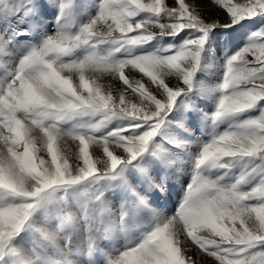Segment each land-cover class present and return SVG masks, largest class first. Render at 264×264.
I'll use <instances>...</instances> for the list:
<instances>
[{"label": "snow or ice", "instance_id": "1", "mask_svg": "<svg viewBox=\"0 0 264 264\" xmlns=\"http://www.w3.org/2000/svg\"><path fill=\"white\" fill-rule=\"evenodd\" d=\"M81 7L0 0V264H264V0Z\"/></svg>", "mask_w": 264, "mask_h": 264}, {"label": "rangeland", "instance_id": "2", "mask_svg": "<svg viewBox=\"0 0 264 264\" xmlns=\"http://www.w3.org/2000/svg\"><path fill=\"white\" fill-rule=\"evenodd\" d=\"M94 2V0H78V3H80L81 7V11L86 13L89 10V6ZM216 72L217 69L215 68V66H210L209 69L200 76L201 80H204L205 82H211V83H215L216 82ZM102 82L107 85V84H118L119 82L117 81H112L110 78L105 77L103 78ZM70 146L73 147V149H75V145L73 144V142L69 141ZM176 189L173 190V198H175L176 196ZM84 231L82 227H79V231L74 235L73 240L75 243L77 244H82L83 240H84ZM210 259V258H209Z\"/></svg>", "mask_w": 264, "mask_h": 264}]
</instances>
